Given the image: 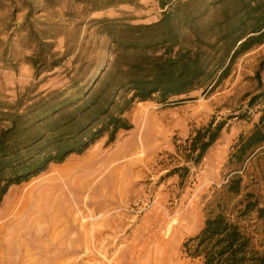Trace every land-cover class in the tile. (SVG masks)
Instances as JSON below:
<instances>
[{
  "label": "rangeland",
  "instance_id": "374dc122",
  "mask_svg": "<svg viewBox=\"0 0 264 264\" xmlns=\"http://www.w3.org/2000/svg\"><path fill=\"white\" fill-rule=\"evenodd\" d=\"M97 1L0 0V101L28 87L48 94L68 85V68L89 78L112 57L107 35L153 23L162 11L157 0ZM38 45L58 61L36 75L30 57ZM261 63L264 43L239 53L212 88L134 101L124 113L131 127L114 142L103 134L10 185L0 200V264H202L188 240L227 177L237 172L243 192L264 199V144L241 163L231 157L239 139L264 124ZM219 122L218 137L192 163L191 138ZM240 197L229 201L232 217ZM240 219L264 249V217Z\"/></svg>",
  "mask_w": 264,
  "mask_h": 264
},
{
  "label": "trees",
  "instance_id": "16d2710c",
  "mask_svg": "<svg viewBox=\"0 0 264 264\" xmlns=\"http://www.w3.org/2000/svg\"><path fill=\"white\" fill-rule=\"evenodd\" d=\"M157 2L162 9L157 21L107 35L114 46L112 57L89 78L68 68V85L48 94H33L34 87H28L14 101H0V200L10 185L82 152L103 134L113 141L118 130L131 127L124 113L134 101L157 95L164 102L212 88L239 53L264 43V0ZM36 50L30 58L39 75L38 68L50 70L58 59L39 45ZM44 58L52 63L44 65ZM223 124L210 123L195 132L189 146L192 163L200 162ZM262 144L264 124L242 136L231 157L241 163ZM238 196V213L232 217L229 201ZM205 210L202 228L188 240L193 243L190 255L201 257L202 264H264V249L254 246L240 219L250 212L264 217V199L243 192L237 172L227 177Z\"/></svg>",
  "mask_w": 264,
  "mask_h": 264
},
{
  "label": "crops",
  "instance_id": "0c3cea01",
  "mask_svg": "<svg viewBox=\"0 0 264 264\" xmlns=\"http://www.w3.org/2000/svg\"><path fill=\"white\" fill-rule=\"evenodd\" d=\"M126 112H127V111H126ZM126 112H125V113H126ZM122 130H127V129H120V130H118V132L116 133V135L119 134V132H121ZM107 139H108V137H107ZM115 139H116V138H114L113 142L115 141ZM100 140H103V139H100Z\"/></svg>",
  "mask_w": 264,
  "mask_h": 264
}]
</instances>
